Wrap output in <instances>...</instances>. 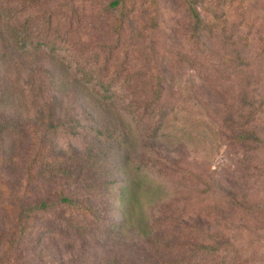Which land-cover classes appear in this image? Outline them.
Instances as JSON below:
<instances>
[{"label": "rangeland", "instance_id": "1", "mask_svg": "<svg viewBox=\"0 0 264 264\" xmlns=\"http://www.w3.org/2000/svg\"><path fill=\"white\" fill-rule=\"evenodd\" d=\"M110 1L77 0L68 8L64 0H0V8L12 9L8 26L17 34L38 36L45 16L55 12L51 33L56 28L70 44L69 53L62 51L56 56L47 55L45 49L11 50L7 48L9 34L0 23V118L6 128L0 148V257L11 229L12 206L52 202L60 191L83 198L82 191L72 188L62 173L72 161L71 155L96 142L95 130H75L83 118L115 124L120 129L114 131L121 134V148L136 146L133 153L139 152V133L133 125L125 119L127 125L123 124L106 113L68 68H73V58L86 55L98 44L115 43L111 23L116 15L106 17L103 13ZM249 1L246 19L252 23V42L245 52L240 48L234 51L239 59L254 60V68L246 74L226 67L224 58L228 52L221 48L219 38L206 46L190 43L191 21L180 0H157L156 37L151 38L147 32L133 45L130 38L121 40L115 58H126L127 69L141 74L142 84L155 77L154 68H159L164 80L162 102L167 121L162 130L164 136L158 142L164 156L171 158L170 165L176 164L175 169H170L172 178L168 184L174 187L171 198L175 197V201L165 209L166 216L192 225L195 215L211 214L213 217L203 223L215 228L210 236L226 234L222 232L226 227L233 231L230 235L239 247L247 251L238 264H264V149L254 151L249 145L233 141L236 133L245 131L264 142V0ZM35 17L37 21L32 20ZM142 20L139 29L149 24V17ZM151 57L156 59V65ZM256 82L259 86L255 94L263 101V120L243 128L240 117L247 112L241 111L240 87ZM102 138L101 145L110 144L105 136ZM194 176L200 178L195 180ZM210 189L235 199L241 210L231 215L229 211L214 209L210 198L202 194ZM153 190L155 182L142 184L134 217H143L153 204L163 207L164 201L156 203ZM62 211L55 206L48 215L34 217L33 229L14 255L15 264H97L105 257L93 239L67 233L66 228L59 226L65 224L59 216L67 219ZM212 211L217 215L205 214ZM54 226L57 232L48 234L47 228Z\"/></svg>", "mask_w": 264, "mask_h": 264}, {"label": "trees", "instance_id": "2", "mask_svg": "<svg viewBox=\"0 0 264 264\" xmlns=\"http://www.w3.org/2000/svg\"><path fill=\"white\" fill-rule=\"evenodd\" d=\"M64 1L66 7L71 8L77 0ZM180 1L191 21L189 41L193 46H206L219 38L221 48L228 52L224 58L226 67L239 74H246L254 68L253 59H239L234 53L238 48L245 52L252 42V23L246 19L249 0ZM103 13L106 17L116 15L111 23L115 43L108 46L98 44L86 55L73 58V68H68L88 87L106 113L113 114L123 124L127 120L133 125V129L139 133V141L136 142V145H140L139 152L133 153L136 146L121 148L123 141L121 134L114 131L120 130L115 124L97 118H83L75 130H95L98 144L88 143L78 154L71 155L72 161L63 167L65 172H62L71 181L72 188L82 191L83 198L60 191L57 200L52 202L41 201L30 205L18 203L12 206L11 229L0 264H15L14 255L24 237L33 229L31 225L34 217L48 215L55 206L61 207V214L67 215L66 220L59 216L61 223L65 222L59 226L66 228L67 233L71 231L74 235L91 238L100 245L105 257L97 264H238L247 251L239 247L230 235L233 231L226 227H222V232L226 234L210 236L209 233H213L215 228H208L203 223L213 217L211 214L204 217L194 214L192 225L178 221L171 212V216H166L165 209L175 201V197L171 198L173 193L175 195L174 187L168 184H171L172 178L170 169H175L176 164L170 165L171 158L164 156L158 142L164 136L162 130L167 121V111L162 102L164 80L159 68H154L157 72L155 77L142 84L141 74L131 73L127 69L126 58L123 61L115 58L121 40L130 38L133 45L144 39L147 32L151 38L156 37L159 19L157 0H111L103 8ZM11 16L12 9L0 8V23L5 28L4 32L9 34L8 49H45L47 55L51 56L59 55L62 51L69 53L70 44L66 36L60 35L56 28L51 33L56 20L55 12L45 16L41 22L44 28L38 29L39 35L36 37H27L24 33L17 34L12 30L8 26ZM142 17H149V24L139 29L138 23L143 21ZM37 19L35 17L32 20ZM234 21L237 24H233ZM239 30L247 32L243 34ZM154 51L155 48H152L151 52ZM151 60L156 65V59L151 57ZM258 86L256 82L240 87L241 111L247 112V116L240 117L244 120L241 125L243 128L263 120V101L255 94ZM258 100L260 102L256 105ZM68 129H72L71 125ZM5 134L6 128L0 118V148ZM104 136L110 141L107 146L101 145ZM122 137L125 138L124 135ZM233 141L249 145L254 151L264 149V142L251 132H238ZM198 178L200 176H194L195 180ZM146 181L155 182V201H164L163 207L159 209V204H153L143 217L136 218L141 186ZM202 194L210 198L214 209L229 211L231 215L241 210L240 204L233 198L215 194L211 189ZM208 213L217 215L213 211L205 214ZM47 232L54 234L57 228H47Z\"/></svg>", "mask_w": 264, "mask_h": 264}]
</instances>
